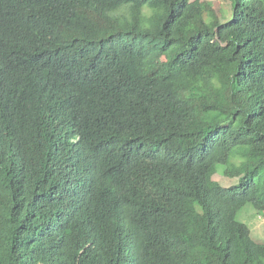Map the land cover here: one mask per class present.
Segmentation results:
<instances>
[{"label": "trees", "instance_id": "1", "mask_svg": "<svg viewBox=\"0 0 264 264\" xmlns=\"http://www.w3.org/2000/svg\"><path fill=\"white\" fill-rule=\"evenodd\" d=\"M233 2L0 0V264H264V0Z\"/></svg>", "mask_w": 264, "mask_h": 264}, {"label": "rangeland", "instance_id": "2", "mask_svg": "<svg viewBox=\"0 0 264 264\" xmlns=\"http://www.w3.org/2000/svg\"><path fill=\"white\" fill-rule=\"evenodd\" d=\"M194 1V0H191ZM203 2L211 3L210 6L211 13L214 11H221L220 18L217 19L219 23H226L232 17V9L234 2L233 0H200ZM209 9V8H208ZM213 18L214 15H212ZM222 167H217V173L214 176V180H216L221 186L227 187L237 183L236 179H226L221 175ZM257 207V206H256ZM262 213H258V210L252 205L246 206L243 208L237 215V220L243 224L245 231L249 234V236L257 243L264 244V205L257 207Z\"/></svg>", "mask_w": 264, "mask_h": 264}]
</instances>
